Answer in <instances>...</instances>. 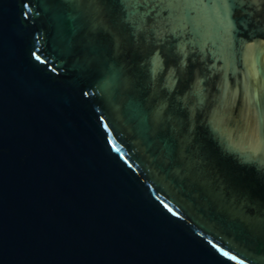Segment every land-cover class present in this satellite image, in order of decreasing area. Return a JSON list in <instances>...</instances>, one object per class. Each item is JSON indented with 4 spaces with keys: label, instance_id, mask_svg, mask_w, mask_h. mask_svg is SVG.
Wrapping results in <instances>:
<instances>
[{
    "label": "water",
    "instance_id": "water-1",
    "mask_svg": "<svg viewBox=\"0 0 264 264\" xmlns=\"http://www.w3.org/2000/svg\"><path fill=\"white\" fill-rule=\"evenodd\" d=\"M0 264H264V0H0Z\"/></svg>",
    "mask_w": 264,
    "mask_h": 264
}]
</instances>
